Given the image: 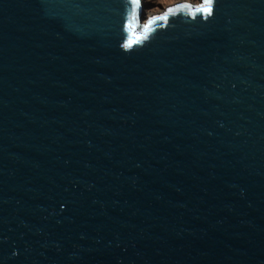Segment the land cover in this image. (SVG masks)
I'll return each mask as SVG.
<instances>
[{"label":"water","instance_id":"1","mask_svg":"<svg viewBox=\"0 0 264 264\" xmlns=\"http://www.w3.org/2000/svg\"><path fill=\"white\" fill-rule=\"evenodd\" d=\"M141 6L0 0V264H264V0Z\"/></svg>","mask_w":264,"mask_h":264},{"label":"rangeland","instance_id":"2","mask_svg":"<svg viewBox=\"0 0 264 264\" xmlns=\"http://www.w3.org/2000/svg\"><path fill=\"white\" fill-rule=\"evenodd\" d=\"M180 0H141V17L140 21L144 22L150 15L159 12L165 8L166 5L172 4ZM196 3L199 0H185Z\"/></svg>","mask_w":264,"mask_h":264},{"label":"snow or ice","instance_id":"3","mask_svg":"<svg viewBox=\"0 0 264 264\" xmlns=\"http://www.w3.org/2000/svg\"><path fill=\"white\" fill-rule=\"evenodd\" d=\"M169 11H171V9H169ZM161 19L163 18V17H160Z\"/></svg>","mask_w":264,"mask_h":264},{"label":"trees","instance_id":"4","mask_svg":"<svg viewBox=\"0 0 264 264\" xmlns=\"http://www.w3.org/2000/svg\"><path fill=\"white\" fill-rule=\"evenodd\" d=\"M140 21V20H139ZM141 23V22H140Z\"/></svg>","mask_w":264,"mask_h":264}]
</instances>
